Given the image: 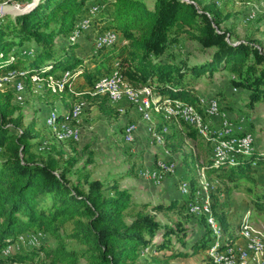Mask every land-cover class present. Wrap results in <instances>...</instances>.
I'll list each match as a JSON object with an SVG mask.
<instances>
[{"label":"trees","instance_id":"16d2710c","mask_svg":"<svg viewBox=\"0 0 264 264\" xmlns=\"http://www.w3.org/2000/svg\"><path fill=\"white\" fill-rule=\"evenodd\" d=\"M220 16L215 4L200 6L195 0H152L150 6L145 0H40L21 16L0 17V75L22 73L17 79L24 86L33 76L45 84L52 78L63 84L54 95L72 96L75 85H80L102 114L114 118L119 105L113 106L106 95L90 94L95 82L113 71L133 88H150L161 103L178 101L200 112L196 82L202 76L213 79L215 74H226L229 91L244 94L245 106L252 108L264 102L263 49L253 38L231 41ZM82 20L88 22L85 31L75 28ZM74 31L79 37L88 31L113 32L116 38L100 47L92 42L88 68L75 53L79 44L69 40ZM183 37L198 43L206 58L193 64L187 54L175 58L171 47L180 46ZM4 85V89L0 86V264H168L207 250L211 238L188 239L181 219V215L196 217L188 213L193 187L188 195L166 204L134 203L118 181L107 186L91 178L87 169L91 160L72 172L75 159L63 161L60 149L53 152L59 148L56 141L46 142L45 149H51L40 161L34 125L24 124L14 103L15 89ZM75 103L77 99L71 109ZM224 104L227 108L229 103ZM68 114H58V120L68 122ZM164 127L171 132L164 134V146L189 140L203 150L202 167L216 183L217 200L244 189L253 206L264 210V191H252L257 184L254 167L264 166V150L237 153L233 164L216 162L211 157L212 134L205 138L183 122L157 116L154 131ZM160 212H173L178 219L162 223L156 217ZM214 216L227 233L221 248L234 245L238 236L228 232L227 212L216 210ZM30 233L51 237L55 247L17 244L16 250L7 252L20 235Z\"/></svg>","mask_w":264,"mask_h":264},{"label":"rangeland","instance_id":"374dc122","mask_svg":"<svg viewBox=\"0 0 264 264\" xmlns=\"http://www.w3.org/2000/svg\"><path fill=\"white\" fill-rule=\"evenodd\" d=\"M31 1L32 0H0V5L23 8ZM145 1L150 6L152 0ZM195 1L200 6H204L208 3H213L217 6L221 14V27L230 33L231 41L239 42L248 38H253L262 47L264 52V0ZM250 16H252L251 19ZM95 37V34L88 31L84 32L83 36L74 41L79 44V47L75 50L77 57L83 60V64L88 68L91 67L92 63L91 58H93V55L91 48ZM171 51L175 54V58H179L183 54L189 55L190 64L202 61L206 58V52L200 50L199 44L185 37L181 39V45L171 47ZM227 79L228 76L226 74H215L213 79L202 76L194 85V91L197 92L198 95L200 93L205 95L207 98L205 102L207 103L212 99L217 100L220 112L225 113L235 127L245 132L252 130L251 134L254 135L253 147L258 150H264V102L255 104L252 108H247L245 106L246 96L234 91L231 93V91H229L231 86L228 84ZM19 81L17 77L12 78L8 82L0 79V83L2 84L1 89H4V86H6L4 84L6 83L9 87L15 89L16 94L14 103L18 107L17 112L23 116L25 125L33 123L35 133L37 134L38 140H40V149H37L40 161L48 155V150L50 152L51 146L45 149V146H48L46 144L56 141L57 143H55L59 148L56 147L52 150L53 152L60 149L61 152H63V161L70 158L75 159L76 165L72 172L83 166L85 162L91 160L87 164V169L91 174V178L100 179L107 184V186L113 180H116L121 188L127 189L121 184L125 177L136 179L138 170L141 169L151 168L152 171H154L158 168L157 163L159 161L174 164L176 174L177 169L181 165L183 166V163H189L193 158L197 159V164H199V161L203 160L201 156L203 150L199 155V151L196 149L197 145L189 140L184 142L175 141L173 144L169 143L167 146L157 144L153 136V131H148L149 124L146 126L147 123L143 122L146 123L144 127L138 125V123L141 122V117L136 108L132 115H130V111H127L129 115L125 112L121 113L118 111L116 117L110 118L98 110L97 102L94 101L92 97L88 98V94L84 87L80 85H75V93L72 94V96H68L66 94L54 95L53 91H51L52 94L49 93V87H47L42 80L36 82L31 81V84L26 86L21 85ZM18 84L24 87L19 92L17 91ZM218 92H221L223 96L218 95ZM207 94H209V96H206ZM75 99L78 100V103L82 104V113L77 120L70 119L67 123L76 131V138L72 140H63L61 142L54 140L52 131L45 126V118L51 112L57 114L70 113L71 105ZM224 102L229 103L226 106L227 108H224ZM200 109L203 112L201 106ZM223 109L226 110L224 111ZM129 124L135 126L133 140L131 142H127L124 138V129ZM210 130H213V128ZM167 133L171 134L170 130ZM254 168V176L257 184L252 186V191L260 193V191H264V167L256 166ZM73 175L72 173V181L74 180ZM168 177L169 176H164L160 179L159 183ZM196 177L199 178L198 175ZM169 182H173L172 185H168L171 188L169 189L172 191L173 188H178L181 185L183 177H176L172 181L165 182V184ZM165 184L161 188L167 191L165 189ZM150 187L155 193L161 194V189H157L152 185H150ZM134 190L138 192L135 188ZM130 193L132 202L142 203L139 198L133 199V194L131 191ZM249 195L250 194L243 189L240 192L233 193L229 197L222 195L221 201L216 199L214 192L206 193L204 198H206L211 205L213 213L216 210H225L228 215H237L239 219L243 211L249 210L251 212V226L256 232L264 233V210L261 211L256 209L250 201ZM171 196L172 195L165 196L161 199L168 200ZM156 199H158V197L155 196L153 201H156ZM156 217L157 220L162 223H173L178 219V216L173 212H160ZM181 217L182 222L186 225L185 227L189 232L188 239L203 237L204 235L209 239L211 238L209 232L205 230L207 228L204 224L203 216L199 219L188 215H181ZM191 218L196 219L198 222H188ZM236 224L238 227V220L234 218L230 231L234 234L238 233V228L235 227ZM225 235V231L222 230L221 240H224ZM172 242L176 249L179 248V244L175 243L173 240ZM40 243L44 244L43 246L51 248L56 245V242L51 237L47 236L39 239L35 245H28V247L36 246ZM17 246V243L14 244L10 251L16 250ZM186 250L189 252V246L186 247ZM154 257L159 261L163 260L159 255H155ZM154 257L150 260H154ZM168 264L210 263L207 259L206 251L204 250L193 256L172 260Z\"/></svg>","mask_w":264,"mask_h":264},{"label":"built area","instance_id":"2783aa9c","mask_svg":"<svg viewBox=\"0 0 264 264\" xmlns=\"http://www.w3.org/2000/svg\"><path fill=\"white\" fill-rule=\"evenodd\" d=\"M251 18L252 16H250ZM75 28H81L85 31L89 28L88 22L82 20L76 24ZM77 38H79V35L74 31L69 40L74 42ZM115 38L116 35L113 32H104L96 35L94 41L96 46L100 47L111 44ZM17 76H23V74L11 71L0 76L2 77L0 79L8 82ZM31 81L36 82L40 81V79L33 76ZM45 82L47 87L53 92H60L63 89V84L55 83L52 78H48ZM20 90H22V86L18 84L17 91L19 92ZM232 91L237 92L236 89H232ZM90 94L106 95L113 106H117L124 101L133 105L141 120L149 124L148 131H153L155 142L162 146L164 145V134L168 132V128L164 127L161 132H155L154 115L161 116L168 122H183L205 138L212 134L211 157L216 162L233 164L235 154H248L254 148V135L235 127L228 116L220 112L218 101L215 99L210 100L208 103L205 100H200L203 112H200L193 105L182 104L178 101L171 102L167 100L161 103L153 96L150 88H133L116 71L96 81L90 90ZM81 113L82 104L75 103L68 114L69 120H77ZM45 126L52 131L54 139L57 141L61 142L76 138V131L67 121H59L58 114L55 112H51L45 118ZM212 128L213 130H210ZM134 131L135 126L132 124L125 127L124 138L127 142L133 140ZM236 132L244 133L242 136H237L234 134ZM157 167V169L148 173V177L155 182H159L164 176H172L175 171L174 164L170 162L159 161ZM215 185V182L207 180L203 167L199 168V188L195 192L193 201L188 204V213L197 217L203 216L210 231L211 242L206 250L207 259L211 264H264V233L256 232L253 229L250 224L249 212H246L243 216L238 227L237 241L240 244L235 245L236 241L232 246L221 248L222 229L211 210V205L207 199H203V194L214 191ZM179 190L181 193L186 194V185H181ZM43 237L40 233L20 235L17 244L35 245ZM11 247H8L7 252L10 251Z\"/></svg>","mask_w":264,"mask_h":264},{"label":"crops","instance_id":"0c3cea01","mask_svg":"<svg viewBox=\"0 0 264 264\" xmlns=\"http://www.w3.org/2000/svg\"><path fill=\"white\" fill-rule=\"evenodd\" d=\"M206 96H209V94H207ZM199 97H200V100H207V98L205 97V95H203L201 93L199 94ZM134 110H135V107L132 106V105H130V104H128L125 101L124 102H121L119 104L118 111L121 112V113L125 112L127 115H129V113L127 111H130V113H131L130 115H132L134 113L133 112ZM156 117L157 116L154 115V119L155 120H156ZM140 121L142 123L144 122L142 120H140ZM141 122H139L138 125L141 126V127H144L146 123H143L142 124ZM146 126H148V124H146ZM196 149H197V151H199V155H200V150L198 148H196ZM201 167H202V162L199 161V164H197V159L196 158L195 159L193 158V160H191L189 163H183V166L181 165L177 169L176 174H175V171H174V173H173L172 176H169L168 178H166L161 183H159L160 181L159 182H155L154 180H152V179H150L148 177V173L152 172V169L151 168H149V169H141V170H138V174H137V178L136 179H130L128 177H125V179H123V181L121 182V184L125 188H127L128 190H130L132 192L133 199H138L139 198V200L141 199L140 201L142 203L143 202H148V203H151V204H157V203H165L166 204V203H169L170 201H173V200H176V199H181L183 196L188 195V193L190 191V188L192 189V187H193V189L196 192V190L199 188V178H197L196 176L198 175V177H199V168H201ZM260 167H264V166H260ZM176 177H183V182L181 183V185H183V184L186 185V188H187V193L186 194H183V193L180 192L179 187L181 185L178 188L177 187L176 188H173L172 191H171L170 190L171 188L168 185H170V184L172 185L173 182H169V183L165 184V182L172 181ZM207 180L209 182H214V181H211L208 178H207ZM135 183H137V184H135ZM155 183L158 184V185H156ZM134 184H135V187H134ZM149 184L152 185L153 187L157 188V189H161L160 190L161 194L159 195V194L155 193L153 190H151V187H150ZM164 184L166 185L165 189L167 191H165L164 189L162 190V188H161V187L164 186ZM134 188L138 192H136L134 190ZM214 191H209V192H214ZM140 192L143 193V194H141ZM195 192H194V196H195ZM170 195H172V196L168 200L161 199V198H163L165 196H170ZM204 195L205 194H203V197H204ZM155 196L158 197V199H156V201H153V198ZM221 196L222 195L219 196V201H221V198H222ZM146 198H150V199H146ZM203 199L206 200V198H203ZM140 201H138V202H140ZM246 212H249L251 214V212L249 210H245V211H243L241 213V216H240L239 219H238L239 216H237V215H228L227 221H228V224H229V231H228L229 233H232L230 231H231V228H232V225L231 224H232L233 219L234 218L237 219L238 220V224H239L240 221L242 220L243 216L246 214ZM188 222H190V223L191 222L192 223H197L198 221L196 219H194V218H191ZM235 227L238 228L237 227V224L235 225ZM238 244H240V242L237 241L235 243V245H238Z\"/></svg>","mask_w":264,"mask_h":264},{"label":"water","instance_id":"95a60500","mask_svg":"<svg viewBox=\"0 0 264 264\" xmlns=\"http://www.w3.org/2000/svg\"><path fill=\"white\" fill-rule=\"evenodd\" d=\"M40 0H32L30 3L25 5L23 8H17L10 5H0V16L11 15V16H21L32 8H34Z\"/></svg>","mask_w":264,"mask_h":264}]
</instances>
